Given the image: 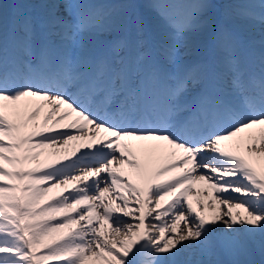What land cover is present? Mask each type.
I'll list each match as a JSON object with an SVG mask.
<instances>
[{
    "label": "snow or ice",
    "instance_id": "6c2138e0",
    "mask_svg": "<svg viewBox=\"0 0 264 264\" xmlns=\"http://www.w3.org/2000/svg\"><path fill=\"white\" fill-rule=\"evenodd\" d=\"M0 264H264V0H0Z\"/></svg>",
    "mask_w": 264,
    "mask_h": 264
},
{
    "label": "bare ground",
    "instance_id": "6f19581e",
    "mask_svg": "<svg viewBox=\"0 0 264 264\" xmlns=\"http://www.w3.org/2000/svg\"><path fill=\"white\" fill-rule=\"evenodd\" d=\"M79 142L73 141L69 144L68 150L71 151L73 147H75ZM81 151H84V149H81ZM194 191L193 193H190L189 198L192 201V203L195 205V202L197 199L204 200L205 204L208 203L211 193V189L208 187L206 183L203 182H197L193 185ZM233 195H239L238 193H233ZM206 211H211V209H205Z\"/></svg>",
    "mask_w": 264,
    "mask_h": 264
},
{
    "label": "rangeland",
    "instance_id": "374dc122",
    "mask_svg": "<svg viewBox=\"0 0 264 264\" xmlns=\"http://www.w3.org/2000/svg\"><path fill=\"white\" fill-rule=\"evenodd\" d=\"M7 2H11V0H7ZM256 2L258 3V2H259V0H256Z\"/></svg>",
    "mask_w": 264,
    "mask_h": 264
}]
</instances>
